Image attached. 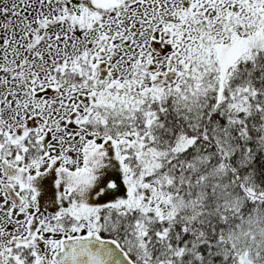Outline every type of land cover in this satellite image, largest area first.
<instances>
[{
	"label": "snow or ice",
	"instance_id": "1",
	"mask_svg": "<svg viewBox=\"0 0 264 264\" xmlns=\"http://www.w3.org/2000/svg\"><path fill=\"white\" fill-rule=\"evenodd\" d=\"M0 264H264V0H0Z\"/></svg>",
	"mask_w": 264,
	"mask_h": 264
}]
</instances>
